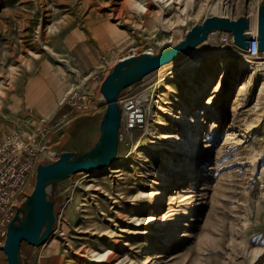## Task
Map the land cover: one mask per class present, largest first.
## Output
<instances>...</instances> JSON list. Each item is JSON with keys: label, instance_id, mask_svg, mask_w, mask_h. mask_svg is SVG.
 <instances>
[{"label": "rangeland", "instance_id": "obj_1", "mask_svg": "<svg viewBox=\"0 0 264 264\" xmlns=\"http://www.w3.org/2000/svg\"><path fill=\"white\" fill-rule=\"evenodd\" d=\"M139 1L0 0V138L12 128L35 133L40 164L89 150L105 110L100 84L120 58L157 54L208 16H245L250 26L262 2L148 0L143 11ZM201 55L194 73L189 65ZM241 55L231 33L215 31L122 89L118 98L137 100L142 122L130 127L121 105L117 164L48 186L54 221L41 244L20 242L21 262L264 264V53L252 58L254 70ZM205 82L204 94L182 110L188 88ZM73 88L91 89L96 99L71 118L64 100ZM63 111L70 120L58 126ZM155 113L157 134L148 137ZM40 116L53 119L42 135Z\"/></svg>", "mask_w": 264, "mask_h": 264}, {"label": "water", "instance_id": "obj_2", "mask_svg": "<svg viewBox=\"0 0 264 264\" xmlns=\"http://www.w3.org/2000/svg\"><path fill=\"white\" fill-rule=\"evenodd\" d=\"M249 21L245 16L229 19L226 16H208L201 23L188 29L175 44L164 45L157 54L143 51L138 55L120 58L104 77L99 91L105 101V110L99 122V135L93 146L80 153L62 152L58 158L45 164H37L31 192L21 207L9 220L0 249L4 252L6 264H25L20 260L19 244H41L49 234L54 221L53 200L47 195V188L70 174L91 172L110 164L117 152L120 113L116 99L122 89L144 75L172 61L180 53L193 49L212 30H226L231 33L233 43L247 49L251 35L243 34ZM257 49L264 51V0L256 12Z\"/></svg>", "mask_w": 264, "mask_h": 264}, {"label": "built area", "instance_id": "obj_3", "mask_svg": "<svg viewBox=\"0 0 264 264\" xmlns=\"http://www.w3.org/2000/svg\"><path fill=\"white\" fill-rule=\"evenodd\" d=\"M257 40L253 38L249 41L246 53L255 57L257 55ZM100 98V96H99ZM95 94L93 90H77L73 88L64 103L72 110L75 117L84 114L91 109L95 103ZM101 99V98H100ZM134 99L131 97L119 98V107H124L126 120L129 126L137 125L143 120V114L138 106L134 105ZM69 111H63L56 118V125H65L69 121ZM28 113L32 114V109L28 108ZM66 118V119H65ZM39 125L35 128L37 134L42 135L50 130L52 118L38 117ZM36 134L24 136L17 128L6 131L0 138V238L4 240L6 227L9 220L21 207L27 194L33 187L36 166L39 164L38 155L41 145L35 140Z\"/></svg>", "mask_w": 264, "mask_h": 264}, {"label": "bare ground", "instance_id": "obj_4", "mask_svg": "<svg viewBox=\"0 0 264 264\" xmlns=\"http://www.w3.org/2000/svg\"><path fill=\"white\" fill-rule=\"evenodd\" d=\"M137 4V6L138 7H140L141 8V10H143V11H146L147 10V6H148V0H140L138 3H136ZM215 31H219V30H212V31H210L209 33H208V35H207V37L204 39V40H202L200 43H198L197 45H200V44H203V43H205V42H207V40L210 38V35L211 34H213V32H215ZM220 31H226V30H220ZM227 32H229V31H227ZM230 33V32H229ZM223 34V33H222ZM243 34H247V35H251V36H253L252 37V39L253 38H255L256 39V34H257V28H256V13L254 14V16L252 17V18H250V26H249V24H248V27L246 28V29H244L243 30ZM232 41H233V39H232ZM197 45L194 47V48H196L197 47ZM236 45V44H235ZM238 46V45H237ZM240 47V46H239ZM193 48V49H194ZM242 48V47H241ZM243 49V48H242ZM192 50V49H191ZM244 50H247V49H244ZM264 53V51H257V57L258 56H261L262 54ZM247 54V53H246ZM212 56H214L213 54H211ZM210 55V56H211ZM204 57H206V55H201L200 57H199V59L196 61V58H194V59H192V64L191 65H189V66H191L192 67V71L194 72V73H196V67H195V65L200 61V60H202V58H204ZM123 58V57H122ZM252 58L253 57H251V56H249L248 54H247V56L246 55H241V64L242 65H244V66H248L251 70H254L255 69V66L253 65V60H252ZM262 59V58H261ZM264 62V61H263ZM187 74V73H186ZM145 76V75H144ZM261 85L263 86V82L261 83ZM206 86H207V82H205L204 83V85H202V87H201V89H199V88H195V89H193V88H188V90H187V92H186V96H188L187 97V103L185 102V103H183V106H182V110H187V109H191V105H193V104H195V101L197 100V98H198V96H202L203 94H204V92L207 90V88H206ZM262 86H261V88H262ZM260 88V89H261ZM102 95V94H101ZM100 95V98L103 100L104 98H102L103 96H101ZM119 96V95H118ZM135 100V99H134ZM105 102V101H104ZM116 102H117V105H118V109H119V98L117 97V99H116ZM134 105L135 106H138V101L137 100H135L134 101ZM196 122V121H195ZM159 123H160V121H159V119H158V115H157V113H155V115H154V117H153V119L150 121V122H147L146 123V125H145V128H144V135H146V136H150V137H152V136H154L155 134H157V130H158V126H159ZM194 135L192 134V136L191 137H193ZM181 142V141H180ZM185 146V143H183V144H180V145H178L177 147H175L174 148V154H182L183 152H184V150H183V147ZM198 149H199V147L198 146H196L195 147V149H194V151H198ZM115 158H116V156H115ZM114 158V160L110 163V164H108V165H106V166H104V167H102V168H99V169H94V170H92L93 171V173L94 174H100V173H102L104 170H106L107 168H109V167H112V166H114L115 164H117V158L115 159ZM177 176H180V173L177 175ZM167 184H168V190H171V189H173V187H174V182L173 181H167ZM177 234V231H176V229H172V231L170 232V236H174V235H176ZM105 254H107V253H104L103 255H105ZM101 256V255H100Z\"/></svg>", "mask_w": 264, "mask_h": 264}]
</instances>
